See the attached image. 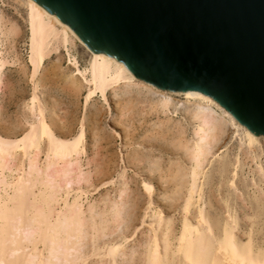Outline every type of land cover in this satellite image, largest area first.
<instances>
[{
	"label": "bare ground",
	"instance_id": "6f19581e",
	"mask_svg": "<svg viewBox=\"0 0 264 264\" xmlns=\"http://www.w3.org/2000/svg\"><path fill=\"white\" fill-rule=\"evenodd\" d=\"M23 2L27 8L28 64H30L31 81H34V90L31 95L30 108L25 116L29 123V126H26L27 129L22 134L20 133L21 135L0 134V264H87L91 256L86 251L88 243L93 245L91 250L94 251L97 249L96 244L100 242L98 240L101 236H105L111 229L122 226L126 201L125 190L119 188L120 191L117 197L115 196V200H110L106 196L108 201L102 204L104 205L102 208L90 201L86 206L87 201L85 200V204L82 199L87 197L92 183H90L91 176L85 171L83 165L86 154L85 125L81 123V128L77 133L65 134L63 132L64 134L57 135L54 131V123H49L46 119L47 107L40 100L36 79L46 59L53 50H58L59 45H64L67 49L69 44L75 47L81 44L89 52V65L87 64L88 67L83 71L77 59L73 60L78 74L86 82L85 106L97 94L107 101L106 92L109 87L125 81L135 82L139 87L150 85L148 90L156 85L139 78L117 58L91 49L69 24L37 0H23ZM2 23L0 16V24ZM17 29L16 26L12 27L9 30L10 34H15ZM0 52L1 93L4 84L2 71L7 60L2 51ZM76 75L69 76L67 79L68 88L79 91L80 94L84 85L81 84V77ZM159 88L166 91L165 93L169 91L170 95H164L165 99L163 97L157 105H154L164 110L169 109L171 95H183L186 102L193 103L195 106L192 113L196 128L192 143H182V147L188 153L190 168L186 174L188 178L185 184L183 183V186L179 188L181 191L184 189L180 210L182 214L180 228L176 232L173 222L164 218L162 210H155L154 218L149 222L151 233L149 232L146 236L139 262L141 264H264V241L257 243L251 233L247 240L241 239L237 234V218L231 213L227 215L226 220L215 221L216 218H211L209 212L206 211L204 198V187L209 172L207 167H210L209 164L213 161L210 160V156L213 155L215 143H218L220 137L222 138L224 128L231 126L240 130L242 140L244 138L247 141L249 152L254 151L256 145L261 142L260 136L264 137V135L255 136V132L252 134L249 128L239 123L223 106L199 91L181 92ZM235 169L237 168H234V172ZM176 175L174 176L177 177ZM185 177L183 175V178ZM171 180L173 181V177ZM231 184L234 186L235 182ZM145 189L151 195L152 184L145 183ZM256 191L258 193V189ZM237 193L236 191L235 194ZM261 200L264 202V197ZM253 206L257 208L254 204ZM126 239L128 238L125 237ZM116 243L112 242V245L98 258L99 264H126L125 260L129 257L127 242L123 243L125 246ZM131 252V260L128 259L131 262H126L133 263L139 257L135 250ZM121 258L124 261L121 262Z\"/></svg>",
	"mask_w": 264,
	"mask_h": 264
},
{
	"label": "rangeland",
	"instance_id": "374dc122",
	"mask_svg": "<svg viewBox=\"0 0 264 264\" xmlns=\"http://www.w3.org/2000/svg\"><path fill=\"white\" fill-rule=\"evenodd\" d=\"M26 9L23 0H0V16L3 22V25L0 24V51L7 60L2 71L4 84L0 93V134L11 136L21 135L29 126L25 116L30 108L34 90V81H31L30 64H28L29 26ZM14 26L18 27L17 32L10 34L9 30ZM73 46L69 44L67 50L64 45H59L58 50H53L36 79L40 100L47 107L46 119L49 123H54V131L57 135L77 133L81 123L85 125L86 154L83 165L91 176L90 183H92L91 192L89 191L87 197L82 199L85 204L87 201L86 206L90 201L102 208L104 207L102 204L107 200L106 196L110 200H115L122 189L126 194L122 226L111 229L113 232L110 230L105 236H101L98 240L100 242L96 244L97 251L91 250L93 245L88 243L87 248H90H86V251L91 256L87 264L96 262L99 264L98 258L105 253L112 242H117L116 244L127 242L129 257L125 263L141 264L140 252H143L146 236L151 231L149 222L154 218L155 210H162L164 218L173 222L176 232L180 228L184 189L181 191L179 188L187 180L186 174L190 168L188 153L182 147V143H192L194 140L196 122L192 112L195 106L186 102L183 95L172 94L171 107L164 110L159 106L163 109L161 110L154 104L157 105L163 97L165 99V96L170 95L169 91L165 93L166 91L156 86L148 90L150 85L139 87L135 82L129 81L109 87L106 92L107 101L97 94L85 106L86 82L78 74L73 59H77L79 67L84 71L89 65L90 55L83 45L78 44L74 46L75 48ZM74 74L81 77V84L84 85L80 84V87L82 86L80 94L79 91L68 88L67 79ZM240 133V130L226 126L225 135L222 134V138L220 137L213 147V155L210 156V160L213 161L211 165L209 164L210 167H207L209 172L204 187L205 206L211 218L218 219L215 221L220 219L224 221L231 213L237 218V234L241 239L247 240L251 233L257 243H262L264 241V202H261L264 197V137L260 136L262 139L260 138L261 142L256 145L257 149L249 152L247 141L244 138L242 140L243 136ZM256 166H258L257 171L253 170ZM234 168H237L236 173ZM175 174L177 177L174 176ZM183 175L186 177L183 178ZM234 178H237L236 181ZM233 181L234 186L231 184ZM145 183L152 184L151 195L145 189ZM253 204L255 206L258 204L256 207L261 211L258 212ZM254 208L257 214L254 213ZM108 240H112L111 243ZM102 243L103 245H100ZM129 249L139 254V257L136 255L139 259L135 256L138 261L135 259L133 263H129L132 253ZM137 249L140 251L138 252ZM120 261L124 259L121 258Z\"/></svg>",
	"mask_w": 264,
	"mask_h": 264
},
{
	"label": "water",
	"instance_id": "95a60500",
	"mask_svg": "<svg viewBox=\"0 0 264 264\" xmlns=\"http://www.w3.org/2000/svg\"><path fill=\"white\" fill-rule=\"evenodd\" d=\"M142 80L199 91L264 135V0H37Z\"/></svg>",
	"mask_w": 264,
	"mask_h": 264
}]
</instances>
